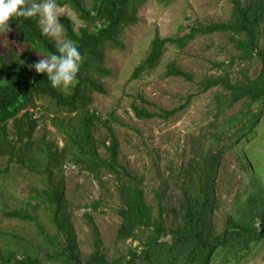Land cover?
I'll use <instances>...</instances> for the list:
<instances>
[{
  "label": "rangeland",
  "instance_id": "374dc122",
  "mask_svg": "<svg viewBox=\"0 0 264 264\" xmlns=\"http://www.w3.org/2000/svg\"><path fill=\"white\" fill-rule=\"evenodd\" d=\"M242 1L248 5L251 0ZM32 2L27 0L26 5L30 6ZM56 3L59 20L62 16L68 17L75 30L85 26L68 3L60 4L59 0ZM232 13L231 0L141 1L129 12L132 19L116 37L120 44L107 43L105 46L103 66L109 73H94L105 91L91 90L92 100L88 107L101 120L108 121L118 140L119 162L132 175L142 179L140 185L154 215L158 213V203L162 204L163 238L167 240L172 237L169 230L179 223L181 185L195 173L198 162L203 164L206 160L204 165L207 166L213 158L217 159L215 172L209 177L213 180L216 197L213 212L216 229H220L227 214L236 207L235 201L237 204L244 202L257 190V185L264 190V121L254 137L244 144L217 139L220 122L240 104L222 111L219 106L228 93L221 86L202 88L204 80L218 76H226L232 81L253 78L262 63L258 57L242 60L230 39L232 32L219 31L198 35L182 48L166 44L153 68L137 78L129 77L145 56L154 35L163 38L176 36L181 29L187 30V17L204 23L220 22L229 20ZM2 38L1 50L6 52L13 47L17 54L20 52L21 46L13 33ZM53 39L56 42L66 39L63 27L61 35ZM261 39L264 43V38ZM171 63L189 72L192 79L168 75L166 70ZM35 103L36 107L29 108L38 119L33 135L35 145L44 149L48 145L58 162L50 164L52 172L49 174L19 163L7 164L6 156L0 157V211L28 209L49 232L54 233L49 214L45 215L41 208L33 209L34 201L30 196L37 188L60 184L64 207L73 226L75 245L83 260L96 249L108 259L129 258V250L140 251L142 246L138 238H117L121 223L117 211L123 203L116 175L106 168L88 171L71 160L70 153L60 154L65 137L52 120L53 116L72 121L75 112L57 108L48 98L38 99ZM133 105L142 106L149 112L173 110V113L166 118L157 115L139 118ZM10 122L7 125L9 130ZM92 132L96 140L109 144L110 132L106 126L94 123ZM97 151L101 157L108 156L99 142ZM0 231H3L0 233V250L8 243L10 235L6 234L9 232L39 237L35 235L37 229L32 222L9 218L1 212ZM58 240L63 241V238L58 237ZM242 260L239 264H264V249L246 261L245 258ZM45 262L49 261L42 263Z\"/></svg>",
  "mask_w": 264,
  "mask_h": 264
},
{
  "label": "trees",
  "instance_id": "16d2710c",
  "mask_svg": "<svg viewBox=\"0 0 264 264\" xmlns=\"http://www.w3.org/2000/svg\"><path fill=\"white\" fill-rule=\"evenodd\" d=\"M141 1L144 0H59L60 4L68 3L76 10L85 23V26L75 30L68 17L60 18L65 38L76 44L82 58L75 81L68 88L52 87L45 74L36 73L29 67L42 55L56 51L57 42L41 34L38 18H9V30L0 32V39L4 40L2 36L13 33L21 49L18 54L13 47L6 52L0 49V157L6 156L7 164L19 163L51 174L50 164L58 161L48 145L45 149L35 145L33 135L38 119L29 108L36 107L38 99L48 98L57 108L75 112L72 121L53 116L52 120L65 137L60 154L70 153L71 160L88 171L106 168L116 175L123 203L117 211L121 217L117 238H138L142 248L138 252L129 250V258L112 259L96 249L83 260L75 245L73 226L64 207L62 187L60 184H47L31 192L30 198L34 201L31 207L41 208L45 215L49 214L54 233L49 232L28 209L0 211L3 216L32 222L37 229L35 235L40 237L30 238L14 232L6 234L10 235V239L0 250V264H239L244 261L242 258L246 261L252 254L264 249V190L259 185L244 202L237 204L235 201L236 207L227 214L223 225L220 229L215 228L213 212L216 197L213 180L209 177L215 172L216 158L207 166L204 165L206 160L203 164L198 162L195 173L183 181L177 212L179 223L169 230L171 240L164 239L162 204L158 203L159 210L154 215L140 185L142 179L132 175L119 162L118 140L108 121L101 120L88 107L92 100L91 90L105 91L103 84L94 77L95 72L109 73L103 66L105 46L107 43L120 44L116 37L132 19L129 12ZM231 1L233 13L227 21L204 23L187 17V30L181 29L176 36L164 38L154 35L145 56L134 67L129 79L153 68L166 44L182 48L198 35L232 32L230 39L242 60L255 57L261 60L258 74L245 81H232L226 76L209 78L202 82V88L207 90L221 86L228 93L219 106L222 111L240 104L220 122L216 138L244 144L254 137L264 121V43L261 39L264 38V0H251L248 5H244L242 0ZM166 73L192 79L189 72L173 63ZM133 109L139 118L156 115L166 118L173 113V110L149 112L137 105H133ZM110 115L113 117V113ZM9 122L10 130L7 128ZM94 123L108 128V145L95 139L92 132ZM97 142L105 147L107 157L99 155ZM257 219L259 229L256 227ZM58 237L63 241H59ZM44 260L49 262L42 263Z\"/></svg>",
  "mask_w": 264,
  "mask_h": 264
},
{
  "label": "clouds",
  "instance_id": "9594fccd",
  "mask_svg": "<svg viewBox=\"0 0 264 264\" xmlns=\"http://www.w3.org/2000/svg\"><path fill=\"white\" fill-rule=\"evenodd\" d=\"M26 0H0V32L9 30L10 17L38 18L37 24L42 35L53 38L62 33V24L59 20L56 0H33L30 6H25ZM56 51L49 55H42L37 61L30 64L36 73L47 76L52 87L68 88L75 81L79 71L81 54L71 39L58 41ZM260 222L257 219L256 227Z\"/></svg>",
  "mask_w": 264,
  "mask_h": 264
}]
</instances>
